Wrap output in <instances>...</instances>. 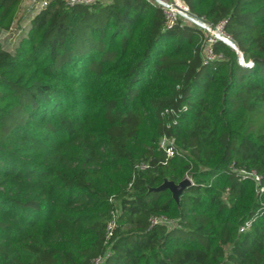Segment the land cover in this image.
I'll return each mask as SVG.
<instances>
[{
    "label": "trees",
    "instance_id": "trees-1",
    "mask_svg": "<svg viewBox=\"0 0 264 264\" xmlns=\"http://www.w3.org/2000/svg\"><path fill=\"white\" fill-rule=\"evenodd\" d=\"M184 1L249 64L150 0H51L0 44V264H264V0Z\"/></svg>",
    "mask_w": 264,
    "mask_h": 264
},
{
    "label": "built area",
    "instance_id": "built-area-1",
    "mask_svg": "<svg viewBox=\"0 0 264 264\" xmlns=\"http://www.w3.org/2000/svg\"><path fill=\"white\" fill-rule=\"evenodd\" d=\"M51 0H24L22 4L23 11H32L33 9H38V11L44 7H46ZM101 0H65L66 4L69 6L76 5V4H94ZM155 3L157 6L161 7L165 12L166 16V25L167 27H172L179 22L185 23L187 22L186 19L190 22L195 24L202 32L205 33V42L202 49V55L205 62L209 60H213L220 55L215 54L214 52V45L218 41H222L233 49L238 52L239 55V62L243 65L249 64L244 58V55L241 51L238 50L233 38L227 31L225 30V23L226 21H221L217 24H212L202 18L197 17L193 14L186 4L184 0H150ZM169 140L164 137L162 141V145L165 146L166 151L169 154H173L172 146H168ZM257 182V185H261V177L256 172L250 173ZM192 182V180H191ZM260 190H263V186H259ZM153 223H168L169 220L165 218H152ZM252 221L248 220L245 222L244 225L241 226V230H245L250 227ZM114 226L111 223L110 228ZM102 259H97L94 264H100Z\"/></svg>",
    "mask_w": 264,
    "mask_h": 264
},
{
    "label": "rangeland",
    "instance_id": "rangeland-1",
    "mask_svg": "<svg viewBox=\"0 0 264 264\" xmlns=\"http://www.w3.org/2000/svg\"><path fill=\"white\" fill-rule=\"evenodd\" d=\"M27 11L29 12L28 16L31 15V18H32V16L36 12H38V9H33L32 11L27 10ZM21 12H23V9H21ZM31 18L30 17L26 18L21 23L17 22L14 26V29L11 31L0 32V44L4 48L12 50L16 46V44L18 43L22 34L27 33ZM186 21L189 22L187 19H186ZM187 178L191 180L190 176H188ZM168 224L172 225V221H169Z\"/></svg>",
    "mask_w": 264,
    "mask_h": 264
},
{
    "label": "water",
    "instance_id": "water-1",
    "mask_svg": "<svg viewBox=\"0 0 264 264\" xmlns=\"http://www.w3.org/2000/svg\"><path fill=\"white\" fill-rule=\"evenodd\" d=\"M190 183L191 180L187 177L181 180L179 183H175L171 180H165L157 189L169 188L172 191L173 197L178 199L184 188Z\"/></svg>",
    "mask_w": 264,
    "mask_h": 264
}]
</instances>
